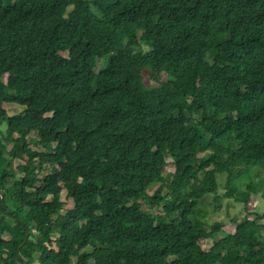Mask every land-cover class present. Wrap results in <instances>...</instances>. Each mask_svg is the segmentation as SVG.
<instances>
[{"label": "trees", "instance_id": "16d2710c", "mask_svg": "<svg viewBox=\"0 0 264 264\" xmlns=\"http://www.w3.org/2000/svg\"><path fill=\"white\" fill-rule=\"evenodd\" d=\"M253 166L264 0H0V264H264V210L201 243Z\"/></svg>", "mask_w": 264, "mask_h": 264}, {"label": "rangeland", "instance_id": "374dc122", "mask_svg": "<svg viewBox=\"0 0 264 264\" xmlns=\"http://www.w3.org/2000/svg\"><path fill=\"white\" fill-rule=\"evenodd\" d=\"M143 49H146V47L143 46ZM66 55V53H63ZM98 64H101L99 62ZM144 81L147 86H152V82L150 80L149 71L145 70L143 72ZM161 80H165L166 77L164 74H161ZM3 108L9 113V114H16L22 111L23 106L16 104V103H3ZM29 138H37V135L35 132L30 133ZM29 143V140H28ZM32 148H37V146L31 142ZM168 165L164 168V174L171 173L174 171V165L172 162V159L170 157H167ZM21 162V160H16L12 167L14 168V165ZM250 175V179H243L241 177H238L236 181L234 182L233 187L237 190L235 192V195L239 193V191H248L247 184L249 182H252L256 187H260L262 184V181L264 180V167L262 166H253L248 171ZM217 179L219 182V189L216 194H210L204 197V199L199 204V208L205 212V220L209 225L213 224L214 222H220L222 224V230L220 232L216 233L215 238L211 239H204L201 241L203 244L204 249H208L212 242L214 240H219L218 238H222L224 236L225 232H233L234 231V225H233V218L234 219H242L245 216H249V218L253 217V213L255 212H261L264 210V201L260 198L259 195L252 194L249 197V202L246 205V207L243 206L242 202H239L236 200V196H227L226 193L228 192V188L226 187L225 182V173H219L217 175ZM160 183L153 184L150 188H148V193L153 194L155 190L158 188ZM167 191V188L163 187L162 193H165ZM61 200L65 202V207L62 210V214L66 212L67 209L71 208L73 206V202L70 198L66 197L65 190L61 191ZM144 204V203H143ZM154 211L160 212V207H154ZM54 237V236H53ZM75 260V259H73Z\"/></svg>", "mask_w": 264, "mask_h": 264}, {"label": "clouds", "instance_id": "9594fccd", "mask_svg": "<svg viewBox=\"0 0 264 264\" xmlns=\"http://www.w3.org/2000/svg\"><path fill=\"white\" fill-rule=\"evenodd\" d=\"M3 103H4V102H3ZM7 103H12V102H7ZM16 104H17V103H16ZM2 105H3V104H2ZM19 105H20V104H19ZM21 106H22V105H21ZM23 109H24V106H23ZM23 109H22V110H23ZM6 112H7V111H6ZM20 112H21V111H20ZM20 112H19V113H20ZM7 113H8V112H7ZM8 114H9V113H8ZM16 114H17V113H16ZM9 115H11V114H9ZM12 115H14V114H12ZM15 161H16V160H15ZM15 161H14V162H15ZM14 166H15V165H14Z\"/></svg>", "mask_w": 264, "mask_h": 264}, {"label": "water", "instance_id": "95a60500", "mask_svg": "<svg viewBox=\"0 0 264 264\" xmlns=\"http://www.w3.org/2000/svg\"><path fill=\"white\" fill-rule=\"evenodd\" d=\"M23 264H27V262L24 260Z\"/></svg>", "mask_w": 264, "mask_h": 264}]
</instances>
